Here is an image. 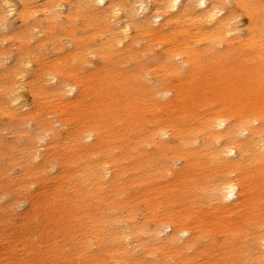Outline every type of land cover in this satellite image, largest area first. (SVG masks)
I'll list each match as a JSON object with an SVG mask.
<instances>
[{
    "label": "bare ground",
    "instance_id": "obj_1",
    "mask_svg": "<svg viewBox=\"0 0 264 264\" xmlns=\"http://www.w3.org/2000/svg\"><path fill=\"white\" fill-rule=\"evenodd\" d=\"M18 1L20 8L17 9L14 0H0V26H7V13L15 14L21 24L16 34L17 56L10 67L0 64V114L7 117L9 132L14 136L22 131L26 133V124L34 128L32 134L24 137L26 146L33 138H39L41 132L44 137L49 136L45 152L37 148L30 151L28 147L21 152L30 168L33 160L47 161L54 157L60 141L58 171L52 177L45 176L40 183L43 185V198L41 201L35 199L27 218L21 220L22 241L26 243L30 236L37 235V229L26 223L37 215H41L39 230L42 229L49 238L60 231L70 233L74 228L77 231L82 221L91 222L93 231L95 227L111 225L114 217L95 219L83 202L87 194L94 192L92 187L104 180L113 187L111 203L127 212L128 204L119 199L127 191L121 168L126 156L122 144L127 137L118 131L115 134V128L120 130L129 125L141 128L142 119H145L143 113L133 114L134 120L130 123L122 115L120 106L129 107L130 97L135 91L141 96L148 92L141 90L144 83L141 71L135 70L134 66L133 76L126 78L123 84L118 66L126 58L136 67L144 66L143 51L157 66L163 64L166 73L186 79L181 84L205 82L201 89L198 88L200 92L189 91L182 85H164L157 89L154 95L157 93L161 98H168L161 104L169 110L170 116L162 124L155 122L148 130L146 140L143 139L145 141L139 140L142 138L139 134L127 152V159L134 165V177L143 164L149 167L148 164L155 161V154L147 153L145 146L149 145L157 152L155 174L160 178L168 170L174 175V181L179 179L181 182L180 187L164 192L163 198L179 205L181 210L171 219L159 218L154 228H146L147 233L130 214L125 213L127 216L120 219L129 224L125 228L130 232L124 235L123 232L116 233L111 243L98 239L95 232L96 246L101 252L113 249L111 258L119 257L124 264H168L171 258H175L177 264H191V256L186 252L201 235V229L198 228V220H192L194 225H190L187 219L193 217L194 206L202 203L208 205L211 223L219 225L223 231L224 241L219 244L223 261L228 258L234 264V256H237V264H264V49L258 46L257 40L261 37L264 43V1L73 0V6L66 0ZM77 9L85 10V21L79 27L76 24L79 17H75ZM239 9L248 16L251 27L242 29L237 25L234 19ZM193 14L200 23L196 35L206 41L202 48L189 36L188 24ZM76 28L81 29L79 37L75 36ZM141 28L146 34V42L139 50L135 45L136 34ZM91 29L104 31L103 37L101 34L87 36L86 32ZM67 32L70 36L64 38L69 50L61 39ZM156 45L162 47L159 52L154 49ZM47 53L54 54L55 60L52 67L44 69ZM87 53L98 54L104 66L95 76L81 78L67 64L77 61L78 67L81 66L87 62L84 57ZM81 54L83 57L80 59ZM253 56L258 62L256 67L249 66ZM26 74L31 75L26 85L32 98L48 93L49 97L59 101L57 104L64 114L56 121L68 127L63 138L52 124L38 115V110L25 115L19 110L23 104L19 102L18 90L25 87L19 79L25 78ZM158 81L162 83L164 79L158 78ZM212 91L217 92L214 98ZM216 100L224 102L223 107L227 109L219 110L213 116H198L197 128L189 129L188 117L190 115L192 119L198 115V105L201 108ZM112 102H115L114 106ZM90 103L94 105L92 112L87 108ZM243 104L246 107L243 108ZM191 133L198 134L189 135ZM14 140L4 149L5 155H2L6 159L13 157L11 151L18 144L17 139ZM173 142H177L174 156H166ZM190 145L198 147L206 161H210L217 170L213 181H200L186 175L188 172H185L193 167L200 174L206 169V162L191 160L195 154ZM171 162L182 163L176 169L170 167ZM31 173L37 174L34 170ZM147 178L146 173L140 184L147 187ZM65 181L71 185V190L66 193L62 186ZM160 192L163 191H153L155 194ZM11 199L8 198L9 201ZM148 201L151 208L159 204L153 197ZM92 204L100 208L97 199ZM237 209L242 210V214H237L238 221L223 217L236 214ZM165 231L168 233L163 234ZM80 240L81 237L77 239ZM2 241L0 237V251L5 249ZM85 249L86 246L81 255H86ZM9 254L11 256L7 257L5 264H23L14 258V253ZM146 254L149 260L143 262Z\"/></svg>",
    "mask_w": 264,
    "mask_h": 264
},
{
    "label": "rangeland",
    "instance_id": "obj_2",
    "mask_svg": "<svg viewBox=\"0 0 264 264\" xmlns=\"http://www.w3.org/2000/svg\"><path fill=\"white\" fill-rule=\"evenodd\" d=\"M66 1L68 3H71L73 0ZM14 2L17 9L20 8L19 1L14 0ZM71 5L73 6L74 3L72 2ZM75 13V17H79L78 21L76 22L77 26L79 27L80 23L85 21V10L77 9ZM6 15V22L8 23L7 26H0V64H2L3 67H10L18 53V40L16 38V34L20 30L21 24L20 20L15 14L7 13ZM140 16L142 17V14ZM39 17L40 19H43V16ZM191 18V22L188 24L190 30L189 36L191 37V40L197 43L196 45L200 44L199 48H202L204 45H206V41L200 40V37L196 35L197 26H199L200 23H198L196 20V14H193ZM234 20H236L237 25L242 29L246 28L247 26H252L251 22L249 24L248 16L245 15L240 9ZM256 24L257 27H260L258 21H256ZM141 29L142 30L136 34L137 44L135 45V47L139 50H142V47L146 42V34L143 33V28ZM76 30L77 33L75 36L79 37L81 35V29L76 28ZM103 32L101 33L98 30L91 29L88 30L86 34L87 36L89 35L92 37L97 34H101V37H103ZM133 35L134 33H132V36ZM66 36L69 37L70 32L65 33L64 36L61 37V39L64 40V47L69 50L70 46L66 44L67 42L64 38ZM257 40L259 41H257L259 44L258 46L264 49V43L261 37H257ZM97 43L98 41L94 44ZM94 44L92 43L91 46L93 47ZM161 48L162 47L160 45H156L154 49L155 51L159 52ZM216 48L220 49V46H216ZM141 55L142 57H144V66L141 65L139 67H136L137 65L133 62L128 61L127 58L123 59L120 63V66H118V71H120L121 73L120 76H122L121 80L123 84L126 78L133 76L132 74H134L133 72L136 69L138 70V72L141 71V75L144 79V83L141 84V90L144 92H148L146 96H141L139 94L136 95L135 91L133 96L130 97L131 105L129 107H125L122 105L120 106L122 115L130 123H132V121L134 120L132 117L133 114L137 116L138 114L143 113L145 119L144 121L142 119L140 125L141 128L134 127V125H129V127L120 130H118V128H115V134H117L118 131L120 134H124L127 137L125 143L122 144L123 151L126 152V156L125 160L121 162V168L124 171L125 179H123V184L127 188V191L119 196V199L121 201H124L126 204H128V206H126L128 208L127 212L115 208V206L111 203V189L113 187H111L110 183L106 180H104L103 183L95 184L92 187V189H94V192L90 193L91 195L87 194L86 198L83 199L84 204L88 205L91 211L90 214H92L95 219L100 220L108 219L111 217L115 218L114 222L109 226L105 225V228L95 227L93 231V229L90 228L91 222L88 223L87 221H82L77 231L75 230V228L70 233L68 231H60L56 235L49 238L48 234L43 232L42 229L41 231L39 230L38 227L41 220V215H37L26 221V223L30 227L34 226L37 229V235L30 236L26 243L22 241L20 235L21 220L27 218L28 211L31 205H34L35 199L41 201L43 198V185L40 183L44 181L45 176L52 177L58 171L56 166L59 162L60 141L57 142L58 145L56 146V148L58 149V152L54 157H51L47 161L40 160L41 162L39 160H33V162H31L32 167L30 168L21 152L27 147L30 151H35L37 148L40 150V152H45V149L48 147L47 141L49 139V136L44 137V133L41 132L39 133V138H33L30 143L27 142L29 146H26L24 137L27 134H32L34 128H30L29 125L26 124V133H23L22 131V133L20 132L17 134V136H14L9 132V121L7 120V117L0 114V237L3 239V247H5L4 250L0 251V264H5L6 260H8L7 257L11 256L9 253H14V258L16 257V259L22 261L23 264H124L122 259L120 260L119 257H116V259L111 258L110 251L113 249H110L106 252H101L100 247H97L96 244L98 243V239L104 240L106 242L110 241L111 243V238L112 236H116V233L123 232L124 235L130 232V229L128 230L127 228H125L128 223L120 219L121 217L127 216L125 213L130 214L134 222L137 223V225L147 233L148 231L146 230V228H154V223L157 222L159 218L163 220L171 219L176 215L177 211L181 210V207L179 205L174 204V202H168L163 198L165 195L164 192L171 188L175 189L180 187L181 182L179 179L174 181V175L172 176L170 171L168 170H166L164 172V175H161L160 178L155 174L157 169V152L154 151L151 146H145L144 150L147 153L155 154V161L150 162L148 164L149 167H146L145 164H143L140 167L138 175L136 177H134V165H132L131 161L127 159V152L129 149H131L133 141L137 139L139 134L142 137L139 138V140H146V134L148 130L153 128L155 122L159 121L162 124L170 116L169 110L164 108L163 104H161L168 98H161L157 93L156 95H154L157 89L163 88L164 85H173L175 87L178 85H182L185 86L184 88L189 91L200 92L198 88L201 89L202 85L205 82L202 81L201 84H181L184 83L186 79L181 80V77L177 76L176 74L166 73L163 64H159L160 66H157V63L150 59V55L143 54V51H141ZM45 56L47 57V60H44L46 64V66H44V69H48L49 67H52V64L55 60L54 54L47 53L45 54ZM82 57L83 55L81 54L80 59ZM84 57L85 59L87 58L88 63H83L79 67L77 61L74 63L69 62L67 64V66L71 67L73 73L78 77L91 78L95 76V73L97 71L103 70L104 64L101 63L98 54L93 55L87 53ZM249 61L250 67H256L258 65L255 56H253V58H250ZM134 66L135 70H132ZM179 73L183 74L184 72L179 71ZM30 76L26 74L25 78L23 77L19 79L20 83L25 86L18 90L20 94L19 102L23 104V106L19 108V110H21L23 115L28 114L32 110H38V115L44 118L49 124H52L54 129H56L60 133V137L63 138L65 136V130L68 129V127L62 126L56 121L57 118L64 114L60 110V106L57 104V102L59 101L55 100V98L49 97L48 93L39 94L38 97L32 98V95L29 92V86L26 85L28 84ZM195 76L197 77L198 75ZM158 78H163L164 82L160 83L158 81ZM215 91H212V98H214L218 92ZM88 102H91V100H88ZM112 105L114 106L115 102H112ZM223 105L224 102H219L218 100L202 105L201 108L200 105H198V115L192 119H190V115L188 117V128H197L198 116H213L215 112L227 109L223 107ZM93 106L94 105L92 103L87 104L88 111L92 112ZM242 107H246V104H243ZM95 110H97L96 107ZM38 111H35L36 114ZM196 134L198 133H191L189 135ZM14 139H17L18 144H15V147L11 151L13 157L11 159H6L2 154L5 155L4 149L13 144L15 141ZM40 139H42L41 142ZM176 147L177 142H173L171 144V149L166 152V156H174L173 151ZM189 147L191 149H194L193 153L195 154V156L192 157L191 160H198L199 163L206 162V169L202 174H200V172L196 170L195 167H193V169H188L185 172H188V174L186 175H191V178H195L196 180L200 181L201 179H206V181L210 180V182L213 181L217 177V170L214 168L210 161H206V158H204L202 155L203 152L201 150H198V147H196L195 145H190ZM117 153L118 152H114V154ZM181 163L182 162H177L175 164H172L171 162L169 165L170 167L178 169ZM51 167L53 168L51 169ZM31 170L36 171L37 174L33 175L31 173ZM37 170H39V172H37ZM146 173L148 174L147 179L149 181L147 187L140 184L142 181L141 178H143L144 174ZM253 175L254 174H250V176ZM62 186L63 190H65L64 193L71 190V185L68 181H65ZM114 189H116V187ZM158 189L163 192H160L158 194L153 193L154 190ZM49 191L51 190L49 189ZM93 195L97 199V203L100 204V208H97V205L95 207V204H92L96 200L95 198H93ZM9 197H12V201L8 200ZM150 197H153V200L159 202V204L155 208H151L152 206L149 207L150 201H148V198ZM73 198H75V195H73ZM176 200L178 199L176 198ZM193 210V217L188 218L187 221L188 224L194 225L192 220H198V228L201 229V235L196 241L193 242L192 246L187 249V256H191V261H194L193 263L191 262V264H223V262H225L224 264H232L231 261L228 260V258H226V260L224 258L223 261V254L219 251V244L224 241V234L219 225L211 223L210 219L212 218V216L207 212V210H209L208 205L199 203L194 206ZM235 211L236 214H229L227 217H223L232 219L236 222L238 221L236 220L237 214H242V210L237 209ZM167 231L163 232V234L168 233ZM95 232H97L96 237L98 239L93 235V233ZM146 233H144L143 236H145ZM79 237H81V240L77 241ZM141 241L144 243V240L141 239ZM229 241H231V239ZM133 244H135V242H133ZM225 244L226 243H224V245ZM85 246L86 255H81V251H83L82 249ZM52 247H54L55 249L52 250ZM224 250L225 249H223L222 251ZM88 256H90V258H87ZM209 257L210 259L215 258L221 261L218 260L217 262L214 259L210 260ZM143 258L145 259L143 260V262H148L149 255L146 254L143 256ZM234 259L236 260H233V263L237 264V256H234ZM177 263L178 261L175 258H171L168 260V264Z\"/></svg>",
    "mask_w": 264,
    "mask_h": 264
}]
</instances>
